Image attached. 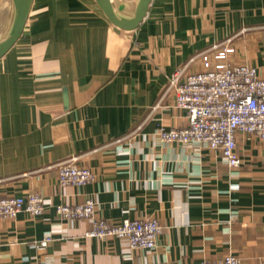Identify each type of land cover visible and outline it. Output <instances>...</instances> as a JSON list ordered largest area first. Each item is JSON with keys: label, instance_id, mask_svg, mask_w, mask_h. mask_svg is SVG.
<instances>
[{"label": "crops", "instance_id": "1", "mask_svg": "<svg viewBox=\"0 0 264 264\" xmlns=\"http://www.w3.org/2000/svg\"><path fill=\"white\" fill-rule=\"evenodd\" d=\"M227 47L231 64L264 78V0H153L132 32L95 0H36L25 35L0 61V195L38 193L49 205L38 217L0 219V264H202L228 255L260 264L264 141L239 133L241 165L230 168L205 146L158 135L188 123L172 75L201 71L203 53ZM74 158L95 178L60 187L58 168ZM88 199L113 224L157 219L156 248L88 237V221L57 213Z\"/></svg>", "mask_w": 264, "mask_h": 264}, {"label": "built area", "instance_id": "2", "mask_svg": "<svg viewBox=\"0 0 264 264\" xmlns=\"http://www.w3.org/2000/svg\"><path fill=\"white\" fill-rule=\"evenodd\" d=\"M234 52L233 47L213 54L205 52L201 57V71L184 76V68L172 75L170 86L175 92V107L186 111L188 123L181 128L162 127L158 131L162 143L205 146L220 153L230 168L241 165L237 152L239 133L255 135L264 141V78L252 67L231 64L229 60ZM94 178L89 168L77 166L75 158L58 168L60 187L84 186ZM48 205L49 202L38 193L10 197L0 195V219H14L22 212L38 217ZM57 213L68 221H88L91 224L88 237L124 240L131 251L154 250L162 232V226L155 218L113 224L99 215L98 205L91 199L82 204L59 205ZM52 240L53 237L48 235L40 245L46 247ZM202 264L242 262L238 257L228 255ZM260 264H264V259Z\"/></svg>", "mask_w": 264, "mask_h": 264}, {"label": "water", "instance_id": "3", "mask_svg": "<svg viewBox=\"0 0 264 264\" xmlns=\"http://www.w3.org/2000/svg\"><path fill=\"white\" fill-rule=\"evenodd\" d=\"M109 22L119 30H137L147 17L153 0H95ZM13 7L2 35L0 36V61L20 42L25 35L36 0H12Z\"/></svg>", "mask_w": 264, "mask_h": 264}, {"label": "rangeland", "instance_id": "4", "mask_svg": "<svg viewBox=\"0 0 264 264\" xmlns=\"http://www.w3.org/2000/svg\"><path fill=\"white\" fill-rule=\"evenodd\" d=\"M128 1L134 3L136 0H128ZM12 7H13L12 0H0V17L8 16L7 18L8 21L12 13Z\"/></svg>", "mask_w": 264, "mask_h": 264}, {"label": "bare ground", "instance_id": "5", "mask_svg": "<svg viewBox=\"0 0 264 264\" xmlns=\"http://www.w3.org/2000/svg\"><path fill=\"white\" fill-rule=\"evenodd\" d=\"M7 18H8V16H5V17L2 16V17H0V36L2 35L3 30L5 28V25L7 23Z\"/></svg>", "mask_w": 264, "mask_h": 264}]
</instances>
